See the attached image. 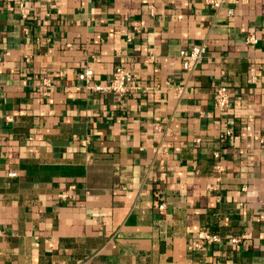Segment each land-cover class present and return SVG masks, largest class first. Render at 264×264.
Listing matches in <instances>:
<instances>
[{"label": "crops", "instance_id": "crops-1", "mask_svg": "<svg viewBox=\"0 0 264 264\" xmlns=\"http://www.w3.org/2000/svg\"><path fill=\"white\" fill-rule=\"evenodd\" d=\"M0 52V264H264V0H0Z\"/></svg>", "mask_w": 264, "mask_h": 264}, {"label": "built area", "instance_id": "built-area-1", "mask_svg": "<svg viewBox=\"0 0 264 264\" xmlns=\"http://www.w3.org/2000/svg\"><path fill=\"white\" fill-rule=\"evenodd\" d=\"M225 0H204V3L218 10L222 7L223 2ZM19 13L22 19H26L28 17V9L24 3H19ZM151 14H153V9L151 8ZM229 15H232V11H228ZM134 30H138L139 25H134ZM130 40V39H128ZM247 43L256 44L257 40L253 36H249L247 38ZM207 51V47L205 44H201L199 46H194L189 50H182L179 52L178 58L181 61L182 69L186 72H193L203 61L205 54ZM8 56V53L0 52V63ZM93 78V71L91 69H86L84 72L78 75L79 81L84 84V87L88 90H94L99 93H110L113 95H117L122 102L123 97L130 91L131 83L133 82V75L125 70L122 67L115 68L110 81L104 86H92L91 80ZM249 81L251 83L256 82V72L255 69H250L249 72ZM213 108L219 114H224L230 108V97L229 91L226 85L220 84L215 90L213 96ZM232 136V132L230 130H226L223 133V138H230ZM215 158L218 157L217 153H215ZM9 177H15V173H9ZM74 187L71 186L70 189ZM210 190L212 187L210 185L207 186ZM60 197L62 199H66V194H61ZM160 210L164 209L163 205L159 206ZM249 235L247 234H234L229 235L227 237H222L218 233H213L210 231H201L197 234L196 240L194 244L190 247V249L205 251L208 248L212 250H219L225 244H228L232 247H238L242 245L246 240L249 239Z\"/></svg>", "mask_w": 264, "mask_h": 264}, {"label": "trees", "instance_id": "trees-1", "mask_svg": "<svg viewBox=\"0 0 264 264\" xmlns=\"http://www.w3.org/2000/svg\"><path fill=\"white\" fill-rule=\"evenodd\" d=\"M213 233H215V232H213Z\"/></svg>", "mask_w": 264, "mask_h": 264}]
</instances>
